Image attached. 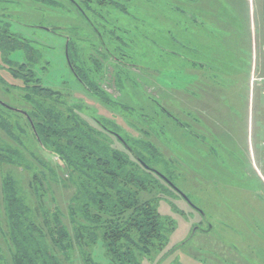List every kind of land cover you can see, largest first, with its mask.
Wrapping results in <instances>:
<instances>
[{
	"label": "rangeland",
	"instance_id": "374dc122",
	"mask_svg": "<svg viewBox=\"0 0 264 264\" xmlns=\"http://www.w3.org/2000/svg\"><path fill=\"white\" fill-rule=\"evenodd\" d=\"M52 1H57L58 6H42L27 0L22 5H12L8 11L18 23H13L11 31L37 42L42 50L41 70H36L38 79L43 86L60 90L63 94L68 91L72 102H76L74 99L85 103L95 115L112 119L124 132L137 136V132L126 123L132 116L125 118L120 112L109 110L88 96L71 74L66 61L65 49L70 40L68 56L72 63L85 70L112 100L123 99L122 92L115 88L114 65L104 55L106 46L113 51V42L104 36L106 44L101 47L97 32L73 0ZM112 1L120 7L117 10L111 8L106 27L98 26V29L117 30L124 35L118 53L124 55L125 64L134 66L124 70L135 74L132 78L138 83L133 86L123 80L125 86L129 85L125 89L124 104L130 111L150 113L153 110L145 103L146 94H149L189 127L188 141H193L191 147L185 139L177 136V126L169 119L165 126L167 137H160L149 128L146 139L169 165L174 166L172 181L176 189L204 214L202 216L191 208L176 192L165 195L164 201L159 202L158 211L162 217L172 220V231L167 235V243L160 254L153 253L149 258L139 256L138 264H234L233 259L238 258L235 247L242 239L246 246L241 247L245 252L241 264H264V0H234L230 10L235 12V18L224 11L223 23L215 25L219 29L215 38L209 40L208 35L198 32L199 37L194 39L193 49L189 52H181L175 29L159 15V10H165L164 5L171 3L170 0ZM252 36L256 45L253 70ZM203 39L204 42L207 40L206 44L202 43ZM187 40L192 44L193 37L186 33L185 42ZM183 47L186 49L187 46L184 44ZM212 55L215 62H220L217 63V68L221 69L219 72L206 74L192 69L194 63L208 66L205 56L213 59ZM92 60L100 63L101 74L97 66H92ZM221 63H226L227 67L223 68ZM182 66L185 80H181L183 76L168 75L169 70ZM166 69L167 75H163L162 71ZM2 75L11 82L7 74ZM196 77L203 78L204 83ZM185 82L191 85L185 94L174 90ZM214 83L219 87L215 93L210 89ZM65 94V101L70 102ZM0 98L15 104L1 91ZM21 107L29 109L28 105ZM84 119L93 124L88 116L85 115ZM18 122L25 132H19L17 136L26 152L44 156L24 120ZM194 135L200 137V142L196 143ZM176 137L183 141L180 145L183 150L173 145L172 140ZM0 140L11 143L1 132ZM114 146L122 150L119 143L115 142ZM46 158L60 166L56 158ZM157 168L162 167L158 164ZM6 173L14 175L22 191H27V172L0 165V185ZM70 195L58 181L52 183L48 195L49 200L54 198L62 223L69 231L67 208ZM1 206L0 198V264H12ZM249 244L256 257L248 251ZM83 253H89L95 264H112L101 242L86 251L74 248L67 260L60 257L61 264H84Z\"/></svg>",
	"mask_w": 264,
	"mask_h": 264
},
{
	"label": "trees",
	"instance_id": "16d2710c",
	"mask_svg": "<svg viewBox=\"0 0 264 264\" xmlns=\"http://www.w3.org/2000/svg\"><path fill=\"white\" fill-rule=\"evenodd\" d=\"M26 1L0 0V91L5 98L15 103L9 104L0 98V132L11 142L0 140V165L21 169L29 174L27 191H22L11 173L4 174L1 179V207L12 264H61L60 257L67 260L74 248L86 251L98 242H101L112 264H138L139 256L149 258L153 253L160 254L173 223L171 219L162 217L158 206L160 201H164L165 195L176 192L172 181L174 166L169 165L146 138L149 136V128L154 129L151 130L154 134L156 131L160 137H167L165 126L169 119L177 126V136L185 139L191 147L188 141V134L191 133L189 127L149 94H146L148 98L145 103L146 107L152 108L150 113L130 111L127 104H124L125 89L129 85L125 86L123 80L133 86L138 84L132 78L135 74L124 70L134 66L125 64L124 55L118 53L124 35L117 30L98 29V26L106 27L110 9L117 10L120 7L112 0L73 2L97 32L101 47L106 44L104 36L113 42V51L106 46L104 55L114 65L115 88L122 92L123 99L112 100L68 56L70 71L88 96L95 98L107 109L120 112L125 118L131 115L132 119L126 120V123L138 135L124 132L112 119L95 115L81 101L73 99L76 102H72L68 91L64 94L71 99L70 102L65 101L62 91L43 86L36 72L41 70L40 46L11 31L13 23H18L8 11ZM31 1L42 6H58L57 1L52 0ZM170 1L164 5L165 10H159V15L175 29L181 52L192 51L194 39L199 37L198 32L208 35L209 40L214 39L219 30L216 26L223 23L225 12L232 17L235 15L230 10L234 0ZM186 33L193 37L192 44L188 40L185 42ZM164 38L167 41V37ZM69 46L70 40L67 53ZM168 49L163 50L168 52ZM211 57L213 59L205 56L208 66L194 63L192 69L200 73L219 72L221 69L217 68V63L220 62H215L213 55ZM94 62L92 60V66H97L101 74L100 63L95 62L96 65ZM221 65L227 67L226 63ZM167 70L162 71V74L167 75ZM169 71L168 75L183 76L181 80L186 79L183 66ZM2 73L7 74L11 82ZM197 78L204 83L203 78ZM189 86L185 82L174 90L185 94ZM210 87L214 93L219 88L216 83ZM24 105H28L29 109L24 110L21 107ZM83 115L88 116L93 124L84 119ZM13 116L18 121L24 120L44 156L32 151L26 152L17 136L19 132L23 134L25 131ZM180 139L176 137L172 142L177 149L183 150L180 147L183 141ZM115 142L120 144L122 150L114 146ZM48 156L56 158L60 166L46 158ZM158 164L161 169L157 168ZM57 181L71 193L67 208L71 231L62 223L54 198L48 199L52 183ZM188 204L200 213L190 202ZM82 257L84 264H95L89 253H83Z\"/></svg>",
	"mask_w": 264,
	"mask_h": 264
},
{
	"label": "crops",
	"instance_id": "0c3cea01",
	"mask_svg": "<svg viewBox=\"0 0 264 264\" xmlns=\"http://www.w3.org/2000/svg\"><path fill=\"white\" fill-rule=\"evenodd\" d=\"M256 45H255V42H254V36H252V40H251V50H252V52H251V56H252V70L254 69V63H255V55H254V53H255V49H256V47H255ZM252 74H253V72H252ZM197 111V110H196ZM198 111H199V113H201L200 112V110L198 109ZM189 115H190V112H189ZM201 116H202V114H201ZM200 120H201V118H200ZM194 137H195V140H196V143H198V142H200V137L198 136V135H194ZM191 142V144H193V141H190ZM254 164V163H253ZM252 164V168L254 167V165ZM260 175V174H259ZM264 181V180H263ZM243 239H242V242H237V247H235V249H236V255H237V260L236 259H233V263L234 264H241L242 262V260H241V257L244 255V251L242 250V246H246L245 244H243ZM248 251L251 253V255H252V257H256L255 256V254H254V252H253V250L251 249V247H250V244L248 245ZM234 258V257H233ZM248 260H249V258H248Z\"/></svg>",
	"mask_w": 264,
	"mask_h": 264
},
{
	"label": "water",
	"instance_id": "95a60500",
	"mask_svg": "<svg viewBox=\"0 0 264 264\" xmlns=\"http://www.w3.org/2000/svg\"><path fill=\"white\" fill-rule=\"evenodd\" d=\"M66 52H65V56H66V61H67V64H68V66H69V68H70V70H71V66H70V63H69V59H68V53H67V45H66ZM10 109H12V108H10ZM12 110H15V109H12ZM15 111H19V110H15ZM19 112H21V111H19ZM171 185V184H170ZM172 186V185H171ZM173 189L186 201V202H188L189 203V201H188V199L186 198V196L185 195H183L181 192H179L175 187H173ZM200 214L202 215V216H204V214L200 211Z\"/></svg>",
	"mask_w": 264,
	"mask_h": 264
},
{
	"label": "built area",
	"instance_id": "2783aa9c",
	"mask_svg": "<svg viewBox=\"0 0 264 264\" xmlns=\"http://www.w3.org/2000/svg\"><path fill=\"white\" fill-rule=\"evenodd\" d=\"M264 35V34H263Z\"/></svg>",
	"mask_w": 264,
	"mask_h": 264
}]
</instances>
